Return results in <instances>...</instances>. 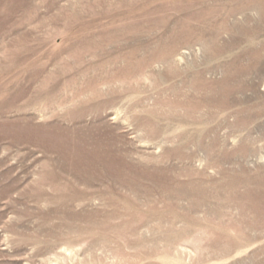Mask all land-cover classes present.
I'll list each match as a JSON object with an SVG mask.
<instances>
[{"label":"rangeland","instance_id":"374dc122","mask_svg":"<svg viewBox=\"0 0 264 264\" xmlns=\"http://www.w3.org/2000/svg\"><path fill=\"white\" fill-rule=\"evenodd\" d=\"M253 1L0 0V264H264Z\"/></svg>","mask_w":264,"mask_h":264},{"label":"bare ground","instance_id":"6f19581e","mask_svg":"<svg viewBox=\"0 0 264 264\" xmlns=\"http://www.w3.org/2000/svg\"><path fill=\"white\" fill-rule=\"evenodd\" d=\"M255 3V0L253 1ZM249 5V4H248ZM261 6V5H260ZM258 8V7H257ZM264 9V8H263ZM262 11V10H261Z\"/></svg>","mask_w":264,"mask_h":264}]
</instances>
